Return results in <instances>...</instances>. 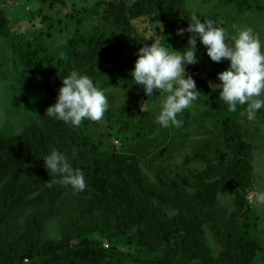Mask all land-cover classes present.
I'll use <instances>...</instances> for the list:
<instances>
[{
	"label": "trees",
	"instance_id": "1",
	"mask_svg": "<svg viewBox=\"0 0 264 264\" xmlns=\"http://www.w3.org/2000/svg\"><path fill=\"white\" fill-rule=\"evenodd\" d=\"M187 1L122 4L114 12L120 11L114 21V39L106 41L105 34L71 38L70 58L60 72L44 69L37 53H22L13 44L23 57L24 71L41 85L45 96L36 107V117L22 132L0 135V264H114L104 258L90 235L111 237L132 230L141 248L152 252L165 248L154 259L127 256L143 264H255L259 247L248 235L249 224H243L250 212L246 198L251 187L250 144L243 141L230 117L194 156L205 168L182 171L168 180L144 174L134 156L98 151L84 134L89 120L71 127L46 116L62 78L72 71L94 82L102 74H128L124 63L134 66L138 49L153 43L147 37L125 42L138 33L132 19L158 9L164 25L188 46L191 34L177 33L191 21ZM221 1L243 12L246 0ZM0 35L11 37L1 3ZM202 46L197 37V55ZM135 85L127 87L137 90ZM204 90L216 97L209 88ZM53 148L83 171L84 191L59 183L46 169L43 158ZM56 219L62 222L57 238L48 232V225ZM212 238L221 246L218 255Z\"/></svg>",
	"mask_w": 264,
	"mask_h": 264
},
{
	"label": "rangeland",
	"instance_id": "2",
	"mask_svg": "<svg viewBox=\"0 0 264 264\" xmlns=\"http://www.w3.org/2000/svg\"><path fill=\"white\" fill-rule=\"evenodd\" d=\"M135 1L0 0L11 33L9 39L0 35V135L22 132L36 117V107L45 96L41 85L24 71L20 52L37 53L38 62L44 69L60 72L70 58L71 38L78 34L88 38L93 34H105L108 36L106 41L113 40L117 31L114 21L120 11L114 12L118 8L121 10L122 4L129 6ZM187 12L191 16L196 14L201 21L211 19L223 27L228 43H232L231 38L239 29L251 27L264 44V0H246L243 12L234 4L227 5L221 0H188ZM132 24L138 33L125 42L147 37L170 51H182L187 47L164 25L158 9L132 19ZM13 44L20 52L14 49ZM197 57L199 62L187 64L185 69L195 79L201 94L191 108L178 115L182 120L180 127L163 128L157 123L159 93L146 98L142 85H135L137 90L127 87L133 83L131 70L134 68L128 61L124 63L128 74L118 71L114 77L102 74L95 80L96 86L108 96L109 106L100 121H89L84 134L98 151L129 154L140 160L144 174L153 179L171 180L182 171L205 168L206 164L201 165L194 156L200 152L205 140L220 132L224 119L230 117L243 141L250 144L251 187L246 192L250 212L243 224H249L248 235L259 247L255 264H264V206L254 202L255 193L264 191V108L258 111L253 121L240 114L246 105H238L236 112H229L226 103L220 100L219 90L213 91L210 87L220 83L217 74L229 67V61H211L205 46L200 48ZM207 88L216 97L207 95L204 92ZM224 196L227 203L229 198ZM61 224L56 219L48 225L51 237L59 236ZM90 237L101 248L104 258L114 264H143L127 256L154 259L163 255L165 250L161 247L152 252L141 248L137 244L136 230L111 237L94 233ZM212 241L218 255L221 246L213 238Z\"/></svg>",
	"mask_w": 264,
	"mask_h": 264
},
{
	"label": "clouds",
	"instance_id": "3",
	"mask_svg": "<svg viewBox=\"0 0 264 264\" xmlns=\"http://www.w3.org/2000/svg\"><path fill=\"white\" fill-rule=\"evenodd\" d=\"M185 31L191 35L182 51H170L155 42L142 46L131 70L133 83L142 85L147 96L160 94L157 123L163 128L180 127L182 120L178 115L191 108L201 94L195 79L185 69V65L199 62L197 37L211 61H229V67L217 74L220 83L210 87L219 90L220 100L226 103L229 112H236L238 105H246L240 114L248 121L255 120L258 111L264 108V44L260 37L251 27H243L231 38L232 43H228L223 27L211 19L201 21L196 14L191 16L187 29H178L177 33L183 35ZM108 106V96L91 77L72 71L62 78L56 101L48 106L46 116L80 127L85 120L100 121ZM43 160L59 183L81 192L87 187L83 171L74 168L62 151L53 148ZM254 202L264 206V191L255 193Z\"/></svg>",
	"mask_w": 264,
	"mask_h": 264
}]
</instances>
